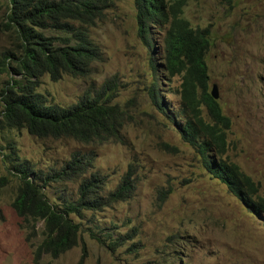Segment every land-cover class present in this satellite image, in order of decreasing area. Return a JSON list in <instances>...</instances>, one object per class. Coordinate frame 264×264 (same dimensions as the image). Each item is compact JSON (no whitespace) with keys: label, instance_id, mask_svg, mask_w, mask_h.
I'll list each match as a JSON object with an SVG mask.
<instances>
[{"label":"rangeland","instance_id":"obj_1","mask_svg":"<svg viewBox=\"0 0 264 264\" xmlns=\"http://www.w3.org/2000/svg\"><path fill=\"white\" fill-rule=\"evenodd\" d=\"M108 1L111 6L89 27L103 60L94 64L87 79L64 75L54 81L45 74L38 91L51 103L69 106L87 90H101L116 77L112 99L133 120L122 131L123 141L105 144L40 139L27 129L0 130V176L8 178L0 190V264H79L84 249L83 264H264V216L251 214L201 167L175 124L151 102L149 91L156 82L170 115L182 108V76L170 77L151 64L161 63L165 31L155 28L151 43H146L138 34L134 0ZM186 1L184 16L194 27L209 26L212 31L207 55L210 89L217 86L223 111L232 120L228 159L259 183L264 196V0ZM3 13L4 8L0 17ZM11 47L9 36L2 35L0 52ZM10 77L1 73V89ZM163 143L178 150H168ZM14 150L45 176L61 170L74 152H90L93 167L88 175L101 173L106 194L116 189L133 164L135 194L113 207L86 211L82 219L75 217L84 227L78 245L57 258L45 254L36 262L42 235L29 238L12 206L19 178L7 169V155ZM79 184L80 180L48 184L44 191L52 201L60 194L76 199ZM168 189L162 200L161 191ZM89 226L104 232L115 229L114 238L134 230L136 234L110 251L90 236ZM37 227L42 229V222Z\"/></svg>","mask_w":264,"mask_h":264},{"label":"trees","instance_id":"obj_2","mask_svg":"<svg viewBox=\"0 0 264 264\" xmlns=\"http://www.w3.org/2000/svg\"><path fill=\"white\" fill-rule=\"evenodd\" d=\"M134 2L138 34L146 43H151L155 28L165 31L161 63L151 64L154 68L161 66L170 77L182 76L179 114L170 115L158 95L156 82L149 91L152 104L175 124L202 167L224 184L251 214L264 216V197L260 195L259 183L228 159L232 120L211 94L207 62L212 44L211 28L191 24L184 16L186 0ZM110 6L108 0H0V10L4 8L0 37L8 35L12 43L11 48L0 52V75L3 72L11 75L2 89L0 86V130L27 129L40 139L69 138L88 145L124 140L122 131L132 122L133 115L112 99L116 77L107 80L101 90H87L69 106L51 103L38 91L45 74L54 81L64 75L89 78L94 64L103 60L102 50L89 27ZM45 30L61 34L47 35ZM163 146L178 150L168 143ZM7 157L10 160L7 169L19 178L12 206L22 217L29 238L42 235L35 250L36 262L45 254L57 258L78 245L84 227L75 217L82 219L86 211H99L126 201L134 196L137 188L131 164L116 189L106 194L101 173L88 175L93 167L90 152H74L61 170L55 169L46 176L37 172L29 160L21 159L15 150ZM78 180L76 199L60 194L58 200L52 201L44 191L48 184ZM7 184V176H0V190ZM170 190L161 191L162 200ZM39 222L42 229L37 227ZM87 230L110 251L136 234L134 230L114 238L115 229L104 232L89 226ZM85 256L84 249L79 264H83Z\"/></svg>","mask_w":264,"mask_h":264},{"label":"water","instance_id":"obj_3","mask_svg":"<svg viewBox=\"0 0 264 264\" xmlns=\"http://www.w3.org/2000/svg\"><path fill=\"white\" fill-rule=\"evenodd\" d=\"M211 94L213 95V97L215 99H219V92H218V89H217L216 85H213V87L211 89Z\"/></svg>","mask_w":264,"mask_h":264},{"label":"clouds","instance_id":"obj_4","mask_svg":"<svg viewBox=\"0 0 264 264\" xmlns=\"http://www.w3.org/2000/svg\"><path fill=\"white\" fill-rule=\"evenodd\" d=\"M213 96V95H212ZM219 100V99H218ZM179 132V131H178ZM180 134V133H179ZM181 136V135H180ZM186 143V142H185ZM188 144V143H187ZM189 145V144H188ZM190 146V145H189ZM191 147V146H190ZM192 148V147H191ZM193 149V148H192ZM194 150V149H193ZM194 153H195V151H194ZM195 155H196V153H195ZM197 157V156H196ZM197 159H198V157H197ZM230 160V159H229ZM232 161V160H231ZM198 162H199V160H198ZM234 162V161H233ZM200 163V162H199ZM201 165V164H200ZM239 165V164H238ZM201 167H202V165H201ZM203 168V167H202ZM204 169V168H203ZM205 171H207L206 169H204ZM245 172V171H244ZM207 173L211 176V177H213L208 171H207ZM214 178V177H213ZM216 180H217V178H215ZM254 179V178H253ZM219 181V180H218ZM220 182V181H219ZM257 182V181H256ZM222 184V183H221ZM226 187V186H225ZM261 195V194H260ZM262 196V195H261ZM264 197V196H263ZM243 204V203H242Z\"/></svg>","mask_w":264,"mask_h":264}]
</instances>
